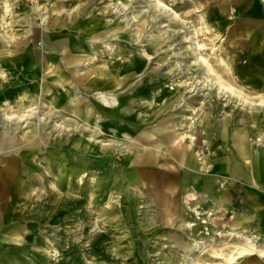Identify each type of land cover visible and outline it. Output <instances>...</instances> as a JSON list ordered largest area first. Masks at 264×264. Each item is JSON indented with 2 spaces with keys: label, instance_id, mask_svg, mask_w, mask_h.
Listing matches in <instances>:
<instances>
[{
  "label": "rangeland",
  "instance_id": "rangeland-1",
  "mask_svg": "<svg viewBox=\"0 0 264 264\" xmlns=\"http://www.w3.org/2000/svg\"><path fill=\"white\" fill-rule=\"evenodd\" d=\"M162 1L180 19L154 0H0V34L13 37H0V264H215L243 247L250 253L234 264H264V55H250L264 40L239 38L234 9L223 19L202 0ZM67 44L79 56L65 67L54 51ZM99 91L135 98L134 115L104 105ZM71 100L80 122L65 117ZM162 125L200 172L185 168L181 147L185 167L176 150L162 158L132 140ZM111 141L120 146H98ZM211 176L218 188L207 190ZM193 184L200 207L188 206Z\"/></svg>",
  "mask_w": 264,
  "mask_h": 264
},
{
  "label": "crops",
  "instance_id": "crops-1",
  "mask_svg": "<svg viewBox=\"0 0 264 264\" xmlns=\"http://www.w3.org/2000/svg\"><path fill=\"white\" fill-rule=\"evenodd\" d=\"M202 1L204 4H206V3L213 4L211 9H210V12H209L210 16L217 15L219 18H223V19L225 18L226 19L227 16H229L230 11L232 9L236 10L234 17H235V19L237 18L238 21H234V23L241 24L243 27H245L244 33H242V35L239 36L240 39H244V40L245 39L246 40H249V39H256V40L258 39L259 40V39H261V40H264V32H262V30L264 29V4L262 1H260V0H202ZM261 25L263 26L262 30H259V29H261V27H260ZM63 49L68 50L66 54L63 52ZM74 49H76V48H71L67 44L66 46H60V47L56 48L54 53L56 55H59V56L61 55V56L65 57V59H63V60L65 62L64 63L65 67H67L68 65L75 62V59H77V57L79 56V54H76L74 52L75 51ZM250 51H251L250 55H255V56L264 55V47L263 46L261 47V46L256 45V46L250 48ZM83 55L86 57H90V55H87V54H83ZM54 65L58 66V67H56V68H58V71H60V69H62V67H60V66H63L60 63H58V61L54 62L51 59H49L47 67H49V69H50ZM38 66H41V64L37 58L33 68L37 69ZM45 85L49 86L48 90L51 88L50 84H45ZM45 85H44V87H45ZM44 87H43V91H44ZM12 91L16 92V89H13ZM26 94H27V92L24 94L25 97H26ZM165 98L166 97H164V99ZM133 99L135 100V98H132V99H130L129 102H124V103H121V101L118 99V104L116 106L112 107V110H114V109L116 110V108L117 109L120 108V114L124 118H131L134 115V113H133L134 100ZM168 102H170V101H168ZM94 113H95V111L93 113L91 112V115H93ZM118 117H120V116H118ZM120 118H122V117H120ZM122 120L126 122L125 119L122 118ZM162 126H163L162 128H158V130L161 131V132H158V134H156L154 132H149V133L145 134V137L142 136L141 140L136 139V138H133L132 140L139 143V145L142 144L143 147H146V148L149 147L148 149H152L154 153L155 152L165 153V156H162V158H165L167 156V154H169V153L173 154L174 150H176L177 153H176V156L175 155L174 156L178 157L180 164L182 166H184L181 163V159H180V151L181 150L179 148L181 147L183 153L187 154L188 161L192 162V158H191L192 157V155H191L192 150H191V148L187 144H185V141L181 142L182 139L178 140L179 137H175L174 133L168 127H166L164 125H162ZM176 142H178V143H176ZM188 149L191 150L190 151L191 157L188 155ZM193 154H194V152H193ZM231 163H233V162H231ZM193 165L195 167L192 169L185 167V166L184 167L190 171H193V170L199 171L200 170V169H198V164H196L194 162ZM227 168H228V164H227ZM199 176H200V173H194V177L191 178V183L197 182L199 179ZM217 179H218L217 177L213 178V176H211V178H209L208 181L206 182V184L204 185L205 188L207 187L206 188L207 190L208 189L213 190L214 185H216V188H218V182L216 181ZM172 185L173 184H170L168 188L174 189L173 194L170 192L171 195H174L175 191H176L175 190L176 187L174 185L173 186ZM193 185H194L193 186L194 188H191L193 190V192H190L188 194V197H187V202L189 203L188 206L197 205L200 207V205L198 204L199 202H197L198 201V195H197V190H196L197 186H196V184H193ZM191 197H194L195 200L191 201L190 200ZM168 204H169V202H168ZM187 210H188V208H187Z\"/></svg>",
  "mask_w": 264,
  "mask_h": 264
},
{
  "label": "bare ground",
  "instance_id": "bare-ground-1",
  "mask_svg": "<svg viewBox=\"0 0 264 264\" xmlns=\"http://www.w3.org/2000/svg\"><path fill=\"white\" fill-rule=\"evenodd\" d=\"M155 1V3H156V6H157V8H159V9H161V10H163L164 12H167L168 14H169V16L170 17H172V18H177V19H180V15H179V13L177 12V11H175L173 8H171L168 4H166L165 2H163L162 0H154ZM14 2H16V1H14ZM14 2L13 3H7L6 2V4L3 6L6 10H5V12L12 6V5H14ZM112 8H113V11H114V13H116V14H119L120 13V11L122 10L119 6H118V4H113L112 6H111ZM1 8H2V6H1ZM41 8V7H40ZM162 13V12H161ZM4 14H3V18H4ZM44 17V16H43ZM44 19V18H43ZM166 24H164V26H165ZM4 25L3 24H0V27H3ZM4 28V27H3ZM29 31V30H28ZM192 31H194V29L192 30ZM1 36L0 37H2L4 40H6V39H12L13 37L7 32V31H5V32H3V33H1L0 34ZM29 37V36H28ZM10 41H12V40H10ZM27 43V42H26ZM199 46H197L198 48H200L201 47V45L200 44H198ZM108 47V46H107ZM201 49V48H200ZM65 51L67 52L68 50L67 49H65ZM198 59V58H197ZM201 60L203 61H205L207 64H208V68H209V70H213L212 69V67H211V65L206 61V59L205 58H201ZM49 68V67H48ZM47 69V68H46ZM61 75V74H60ZM59 75V76H60ZM4 76V75H3ZM66 79V78H65ZM63 80H64V78H63ZM46 81V80H45ZM206 81V80H205ZM42 84V83H41ZM59 85V84H58ZM220 85V90H224V91H230L231 93H233L234 95H235V90L234 89H232L230 86H226V85H224V84H222V83H220L219 84ZM55 86V85H54ZM48 85H45V87H44V91L45 90H48ZM43 89V88H42ZM96 98L97 99H99L104 105H106V106H109V107H112V106H116L117 104H118V99L116 98V96L114 95V94H112V93H105V92H102V91H99V92H97L96 93ZM245 101H246V99H245ZM70 103H72V107L70 106L69 108H70V111H64L65 112V117H67V116H69V117H71V118H73V119H75V120H78L79 122H80V120L82 119V116L80 115V113H81V104L80 103H77L76 101H73V100H71L70 101ZM39 106V105H38ZM39 108V107H38ZM28 112H31L32 114H34V113H36V111H37V107L35 106H33V107H31V108H29V110H27ZM40 111V110H39ZM62 111V110H61ZM91 112H92V110H89L88 111V114L90 115L91 114ZM31 113H29V114H31ZM42 115V114H41ZM25 115H22V117H20V116H15V115H8V114H5V119L8 121V122H10V121H16V123H17V125H20V123H22V122H24V121H26V119H24V121H21V118H23ZM26 116H28V115H26ZM46 115H42L41 117L40 116H38V124L36 123V132L37 133H40V129H39V125L42 123V122H44V120H46V118H47V116L45 117ZM63 121V120H62ZM70 122V121H69ZM61 126H62V124H60ZM28 127V126H27ZM7 129V128H6ZM98 129V128H97ZM9 130L10 129H8V130H5V134H8L9 133ZM17 130H18V126L15 128V129H12V131H15V132H17ZM86 131V130H85ZM97 134H98V132L95 130L94 131V133H93V137L95 138V137H97ZM34 135V134H33ZM248 136L246 135V134H241V133H239V134H237L236 135V147H237V149L239 150V151H242L244 154L246 153V150H247V148H245V143H246V138H247ZM94 138H92V140H94ZM91 139V138H90ZM10 141H9V144H8V146H10V145H15L16 143V139H15V136L14 135H11L10 136V139H9ZM42 138H39V139H37V141L36 142H34V143H30V146L31 147H34V146H38V145H40V143H42ZM101 141V140H100ZM126 144V143H125ZM98 146H103V148L105 149V148H110V147H116V146H120V144H119V142H114V141H111V142H103L102 143V145H99L98 144ZM128 148L130 147V145L129 144H127L126 145ZM0 147H1V145H0ZM20 147V146H19ZM141 147H143L142 146V144H141ZM77 148H79V146L77 145ZM81 151H83L82 149H80ZM182 156H183V159L185 160V166H187V167H190L191 165H189L190 163H192V162H189L188 161V159H187V154L186 153H183L182 152V154H181ZM191 155H192V161H193V154L191 153ZM258 159V158H257ZM80 167V163H79V165H76L75 166V170H74V173L75 172H78V168ZM13 167H10V166H4V167H2L1 168V172H3V173H9V172H13ZM138 170V169H137ZM259 169H257L256 168V171H258ZM141 171L139 170L138 171V173H140ZM2 174V173H1ZM143 174H144V172H143ZM35 180V179H34ZM24 183V182H23ZM83 183L85 184V182L83 181L82 182V185H83ZM34 185V184H33ZM43 187V186H42ZM83 187V186H82ZM80 188V187H79ZM170 192L173 194L174 193V191H172V190H170ZM11 194V193H10ZM29 194V193H28ZM1 195H3V192H1L0 191V196ZM94 195H96L97 196V194L96 193H94ZM7 205V204H6ZM4 210H6L5 208H4ZM39 211V210H38ZM38 213V212H37ZM246 220V219H245ZM18 241V240H17ZM18 242H20V241H18ZM250 253V251L247 249V248H245V247H243V248H240V249H238V250H236L235 252H233L231 255H229L228 257H225L224 255H217L216 257L217 258H222V259H224V261H222V262H217V263H215V264H234V263H236V261L239 259V258H241V257H244L245 255H247V254H249ZM263 253H264V250H263Z\"/></svg>",
  "mask_w": 264,
  "mask_h": 264
},
{
  "label": "built area",
  "instance_id": "built-area-1",
  "mask_svg": "<svg viewBox=\"0 0 264 264\" xmlns=\"http://www.w3.org/2000/svg\"><path fill=\"white\" fill-rule=\"evenodd\" d=\"M260 1L264 2V0H260Z\"/></svg>",
  "mask_w": 264,
  "mask_h": 264
}]
</instances>
